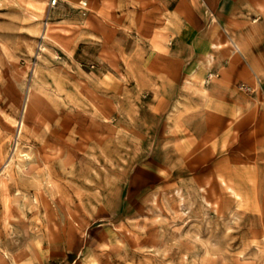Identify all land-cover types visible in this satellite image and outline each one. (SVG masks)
<instances>
[{
    "label": "rangeland",
    "instance_id": "rangeland-1",
    "mask_svg": "<svg viewBox=\"0 0 264 264\" xmlns=\"http://www.w3.org/2000/svg\"><path fill=\"white\" fill-rule=\"evenodd\" d=\"M157 4L0 0V264H264V74Z\"/></svg>",
    "mask_w": 264,
    "mask_h": 264
},
{
    "label": "crops",
    "instance_id": "crops-1",
    "mask_svg": "<svg viewBox=\"0 0 264 264\" xmlns=\"http://www.w3.org/2000/svg\"><path fill=\"white\" fill-rule=\"evenodd\" d=\"M157 2L154 11L156 14L159 13L157 16L163 20L164 23L161 25H166L172 31L166 36V44L159 43L161 49L167 51L169 56H178V41L194 40V35L197 34V37L207 41L210 47L212 45L220 48V53L228 58L229 68L224 65L225 69L234 68L249 76L255 74L261 77V74H264V0H157ZM179 25L184 26L187 32L185 38L179 39L177 34ZM133 40L128 38L126 48L132 47ZM225 41L235 44L236 49L228 46L223 48L222 44H225ZM221 67L222 65L218 66L215 71L221 70ZM203 68V72H206L209 66Z\"/></svg>",
    "mask_w": 264,
    "mask_h": 264
},
{
    "label": "bare ground",
    "instance_id": "bare-ground-1",
    "mask_svg": "<svg viewBox=\"0 0 264 264\" xmlns=\"http://www.w3.org/2000/svg\"><path fill=\"white\" fill-rule=\"evenodd\" d=\"M29 97H30V96H29ZM28 102H29V101H28ZM28 102H27V103H28ZM22 126H23V123H22Z\"/></svg>",
    "mask_w": 264,
    "mask_h": 264
}]
</instances>
